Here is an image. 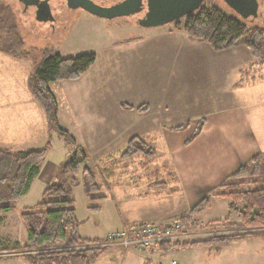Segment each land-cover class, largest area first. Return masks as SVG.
<instances>
[{
  "label": "rangeland",
  "instance_id": "374dc122",
  "mask_svg": "<svg viewBox=\"0 0 264 264\" xmlns=\"http://www.w3.org/2000/svg\"><path fill=\"white\" fill-rule=\"evenodd\" d=\"M1 1L10 5L16 14L19 25L18 33L23 42L22 50L25 53V59H17L0 53V147L2 148L17 151L42 145L40 142L38 143L31 129L28 130L41 123L39 118H41L42 112L39 105L31 97L26 81L32 70L31 64L38 65L47 55L59 54L65 58L86 53L96 55L94 64L80 78L67 80L78 82L68 92L65 93L63 87H60V82L63 81L52 83L54 93L57 94L59 126L67 132L72 129L71 122L73 117L78 116V109L79 111L85 109L88 112L86 115L89 117L97 115L91 111V109L93 110L92 102L100 101V107L94 108L101 111L102 115H110L115 114L116 104L127 103L139 106L147 101L152 106L151 118L153 120L155 118L159 120L169 118L172 121L174 118L172 116L162 117L165 112H168L162 106L164 100H169L174 104L178 103V110L184 112L196 106L197 100H204L205 95L209 92V89L194 90L190 83L180 84L172 80V84H169L165 80L164 68L174 66L171 65L172 59L165 58L166 54L173 52L174 49L177 51L181 47L184 51L185 40L188 39L186 34L177 26V21L152 28H139L120 18L107 20L83 10H67L62 4L63 0H50L53 15L56 17L54 26L50 27L48 23L38 22L34 17L33 10L24 11L22 5L16 0ZM104 1L110 3L114 0ZM178 21L181 22L183 19ZM168 30L177 31L169 33ZM209 50H211L210 46ZM141 51L147 54V59L142 62V66H138L135 60H131L130 55L135 56ZM149 52L150 55H148ZM196 56L193 60L195 63L197 61L199 64L203 61L211 63V58H208L205 53L204 56ZM258 60L255 73L253 74V70H251L250 74L248 70L254 68H248L247 72H243L239 76L240 83L246 84L257 81V83L264 84V59ZM214 64L216 68L222 69L223 60H215ZM217 80L218 77L215 81L214 94L223 84L222 77L220 82ZM208 84L204 83L199 86L207 87ZM178 85H182L179 86L182 90H179ZM80 101H85L84 106L81 105ZM87 103L89 105H86ZM146 117L147 115L145 117L139 116L142 120L149 119ZM90 124L93 125L92 130L96 133H99V129H103L107 125L104 120L94 121L92 119L91 123H85L86 127L80 131L79 134H83L82 139L86 136ZM142 126L144 125H140L139 129ZM74 131L78 137V131ZM69 133L72 134L71 131ZM139 135L145 137L144 139L152 143L158 153L160 152L161 144L157 138H153L155 137L154 133L145 131ZM51 136L52 149L40 163L41 173L33 179L24 196L18 201L10 203L11 211L7 215L1 214L4 222L0 223V249H12L27 243V230L19 217V213L31 210L38 202L43 201V190L54 181L50 166L57 165L60 158H62V162L66 158V156L63 158L64 141L60 140L55 133H52ZM108 141L105 138L99 139L97 142L110 148L111 141ZM155 157L148 166L142 168L141 165L145 163V160L140 156L133 159H123L120 152L111 155L107 165H112L113 171L99 168L94 171L97 181L102 186L98 195L109 198L111 193L107 192L106 186H109L110 182L113 185L115 183L125 186L129 190H134L135 193L146 189L148 191L157 188L158 190L167 189L166 180H169V177H167L159 160L162 159V155L159 158L158 155ZM99 165H102L101 162L95 167ZM153 172H157L159 177L158 175L150 176ZM155 179L164 183L160 184L159 187L147 188V183ZM126 183L128 184L126 185ZM70 196L74 200L78 217L88 221L83 228L84 234L97 237L95 239H104L109 232L120 227L112 218L113 213L110 210V204L105 203L103 209L96 212L89 209L94 205L102 204H94L95 200L90 202L80 185L72 189ZM228 201L226 199L227 203H229ZM217 202L221 201L218 200ZM218 213V211H210L201 215L199 226L190 233V236L180 238V241L204 240L212 234L229 233V231L211 232L209 229L203 228L205 224L212 222L213 218L220 215L225 217L227 208L224 209V214ZM201 222L205 224H201ZM94 246L96 247V244ZM113 251L112 247H106L97 256L93 264H126V261L122 263L124 257L126 260L133 259L135 264H142V259L138 254L136 256L129 252L123 255L124 252L114 251L115 256H112ZM159 252L156 249L155 255L164 256L163 259L174 257L179 264H264V237L255 236L218 252L207 248L184 252L178 247L167 250L163 255Z\"/></svg>",
  "mask_w": 264,
  "mask_h": 264
},
{
  "label": "crops",
  "instance_id": "0c3cea01",
  "mask_svg": "<svg viewBox=\"0 0 264 264\" xmlns=\"http://www.w3.org/2000/svg\"><path fill=\"white\" fill-rule=\"evenodd\" d=\"M173 31L168 30L169 33H173ZM185 41L184 51H182L181 47L177 51L174 49L173 52L166 54L165 58L172 59L173 63L171 65L174 66L166 65L167 68H164V72L165 80L169 84H172V80H174L180 84L190 83L194 90L209 89L204 100H197L195 102L196 106L191 107V110L179 111L178 103L174 104L169 102V100H164L162 106L168 112H165L162 117L172 116L174 118L172 121L169 118H164V120L155 118L153 120L151 118L152 106L150 102H143L147 106V111L144 112H138L135 109L126 110L120 104H116L115 114L102 115L101 111L94 108H99L101 105V102L97 101L91 104L93 108L91 111L97 113L96 116L89 117V115H86L87 111L85 109L80 111L78 109V116L73 117L71 122V135L75 143L85 151L87 155L85 165L93 172L96 168L113 171L114 167L107 165L109 164L108 159H110V156L119 152L121 154L130 138L140 137L144 139L145 137H141L139 134L145 131L154 133L155 137L153 138H157L161 144V150L158 153L155 146L147 141L156 150L158 158L162 155V159L159 160L162 163V168L165 169L167 177H169V180H166L167 189L158 190L157 188L153 191L146 189L135 193L134 190H129L125 186L115 183L113 185L112 182H110L109 186H106L107 192L111 194L109 198L105 196V200L101 202L100 210L103 209L105 203L110 204V210L113 213L112 218L120 225L118 229L127 224L174 221L186 215L204 197H210V206L202 215L210 211H218V214H224V209L229 204L226 202L227 198L214 195L224 191L220 189V186L227 182L229 177L239 167L264 152V84L257 83V81L242 84L239 81L241 73L247 72L248 68H254L248 70L250 74L251 70H253V74L255 73L259 60L254 58L245 46H235L222 51H215L211 47V50H209L210 45L205 42L192 41L189 38H186ZM204 53L208 58H211V63L209 61H203L201 64L198 63L199 61L193 62L195 57H197L196 55L204 56ZM148 55H150V52ZM130 57L132 61H136L138 66H142V62L147 59V54L141 51L135 56L130 55ZM215 60H223L222 69L216 68ZM216 77H218L217 81L219 82L222 77L223 84L220 85L221 87L214 94ZM76 83L78 82L63 81L60 82V87H63L66 93L71 90L70 88H74ZM204 83L209 84L207 87L204 85L199 86ZM49 87L55 96L57 104V94L54 93L52 83L49 84ZM179 90H182L181 87H179ZM80 103L83 105L85 101H80ZM86 105L89 104L87 103ZM128 105L138 107L137 105ZM41 115V118H39L41 123L28 130L31 129L38 143L40 142L42 145L25 149L43 147L48 139L52 140L51 133L47 130L43 112ZM146 115V118L149 119L142 120L139 118V116L145 117ZM57 116L59 119L58 104ZM92 119L94 121L104 120L107 125L105 128L99 129V133H96L92 130L93 123L90 124L86 136L82 139L81 136L83 134L79 133L86 127L84 124L91 123ZM199 120L204 122L200 134L192 143L185 146L184 142L191 136ZM184 123H187L188 126L181 130L174 129ZM142 124L144 126L139 129ZM74 130L78 131V137L75 135ZM105 138L107 141L109 140L108 142L111 141L110 148L98 143L99 139ZM62 149L64 158L68 154V148L64 145ZM61 162L62 158L59 159L57 165L50 166L53 180ZM99 162L102 165L95 167ZM146 166L148 164L141 165L142 168ZM157 175V172H153L150 176L155 177ZM163 183L155 179L148 182L146 187H159ZM218 200L221 202H217ZM9 212L5 214L7 215ZM75 212L80 222V235L87 239L97 238L83 233V228L88 221L80 219L76 209ZM224 218L220 215L213 218L212 221ZM3 222L4 218L2 217L1 223ZM201 224L205 223L201 222ZM188 236H190V233L186 235V237ZM112 248L114 251L124 252L120 247L114 246ZM178 249H182L184 252L186 250H199V248ZM114 251L112 256H115ZM129 252L136 256L138 254L143 264L146 254L133 250L124 252L123 255ZM123 260L122 263L126 261V264H135L133 259L126 260V257H124ZM0 264L29 263L20 253L9 252L0 255Z\"/></svg>",
  "mask_w": 264,
  "mask_h": 264
},
{
  "label": "trees",
  "instance_id": "16d2710c",
  "mask_svg": "<svg viewBox=\"0 0 264 264\" xmlns=\"http://www.w3.org/2000/svg\"><path fill=\"white\" fill-rule=\"evenodd\" d=\"M182 19L181 22L177 21V26L192 41L205 42L215 51L242 45L254 58L264 59L263 28L245 26L214 6L200 8ZM18 30L15 12L0 0V53L25 59ZM95 59L93 53L67 58L54 54L45 56L38 65L32 63L26 81L27 89L44 114L48 132L57 134L64 141L68 154L58 166L53 183L43 190V201L33 209L20 213L27 230V243L12 249H0V253L19 252L29 264H93L106 248L94 246L102 243L103 239H87L80 235V222L70 196L72 189L80 185L89 201H96L94 204L101 203L106 197L98 195L102 186L96 174L85 165V151L75 143L69 132L59 126L55 96L49 87L53 82L80 78ZM121 107L147 111L145 104L133 107L123 103ZM187 126L184 123L174 129L181 130ZM203 126V120H199L191 136L184 142L185 146L196 139ZM50 149V139L43 147L33 149L14 151L0 147V223L1 214L12 209L10 203L18 201L28 192L33 179L40 173V163ZM136 156L142 157L147 165L155 158L156 150L146 140L132 137L127 141L121 157L133 159ZM220 189L224 191L214 196L229 200L226 216L205 224L203 228L211 232L229 233L212 234L207 239L191 242H181L180 239L163 241L157 245L160 254L174 247H204L218 252L255 236L264 237V152L239 167ZM209 206L210 197H204L186 215L176 219L178 233L184 235L193 232L199 226V217ZM89 209L99 211L100 205ZM143 264H149V261L144 260Z\"/></svg>",
  "mask_w": 264,
  "mask_h": 264
},
{
  "label": "flooded vegetation",
  "instance_id": "af4514ba",
  "mask_svg": "<svg viewBox=\"0 0 264 264\" xmlns=\"http://www.w3.org/2000/svg\"><path fill=\"white\" fill-rule=\"evenodd\" d=\"M79 1L80 4L83 3V1H89L101 8H112V7L121 6L123 9L121 10L118 16L112 18H103L97 15L95 16L107 20L120 18L125 20L126 22L131 23L130 25L133 26L136 25L139 28L147 27L141 24V20H143L148 13L150 0H114L110 3H105L104 0L103 1L79 0ZM199 1L200 3L197 9L192 13L197 12L200 8L203 7L214 6L219 8L223 13H225L229 17L236 19L245 26L260 27L264 29V0H199ZM48 3H49V12H47L46 15L40 14L42 19L46 18L45 21L44 22L38 20L37 21L41 23H48L50 27H53L54 26L53 23L56 20V17L53 15V11L50 6V0L48 1ZM62 4L63 6L66 7L67 10H83L88 12L83 8V6L76 5L75 3H73V0H63ZM30 9L33 10L34 17L36 19L37 12H40L39 8L31 7L28 8L27 10ZM148 28H152V27H148Z\"/></svg>",
  "mask_w": 264,
  "mask_h": 264
},
{
  "label": "built area",
  "instance_id": "2783aa9c",
  "mask_svg": "<svg viewBox=\"0 0 264 264\" xmlns=\"http://www.w3.org/2000/svg\"><path fill=\"white\" fill-rule=\"evenodd\" d=\"M179 224L174 220L166 223H137L128 224L118 230L109 232L102 243L96 246L120 247L122 251H136L146 254L145 260L149 264H179L177 259L170 257L164 259L155 255L158 243L180 239L188 234L178 233ZM160 254V252H159Z\"/></svg>",
  "mask_w": 264,
  "mask_h": 264
},
{
  "label": "water",
  "instance_id": "95a60500",
  "mask_svg": "<svg viewBox=\"0 0 264 264\" xmlns=\"http://www.w3.org/2000/svg\"><path fill=\"white\" fill-rule=\"evenodd\" d=\"M19 2L23 10L37 7L40 12H37L36 20L44 22L40 14L46 15L49 12V0H16ZM76 5L83 6L85 10L91 14L103 17L112 18L118 16L123 9L121 6L112 8H101L89 1H83L80 4L79 0H73ZM199 0H150L149 9L146 17L141 20V24L147 27L160 26L169 22L176 21L195 11L199 5Z\"/></svg>",
  "mask_w": 264,
  "mask_h": 264
}]
</instances>
